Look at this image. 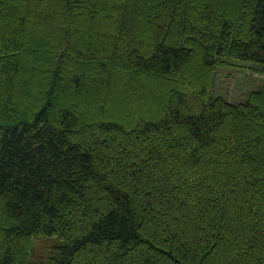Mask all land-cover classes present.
<instances>
[{"label": "trees", "instance_id": "obj_1", "mask_svg": "<svg viewBox=\"0 0 264 264\" xmlns=\"http://www.w3.org/2000/svg\"><path fill=\"white\" fill-rule=\"evenodd\" d=\"M0 264H264V0H0Z\"/></svg>", "mask_w": 264, "mask_h": 264}, {"label": "rangeland", "instance_id": "obj_2", "mask_svg": "<svg viewBox=\"0 0 264 264\" xmlns=\"http://www.w3.org/2000/svg\"><path fill=\"white\" fill-rule=\"evenodd\" d=\"M251 65L237 61L232 67H222L216 74V92L238 101L245 98L250 90L259 89L262 85V74L252 69Z\"/></svg>", "mask_w": 264, "mask_h": 264}]
</instances>
